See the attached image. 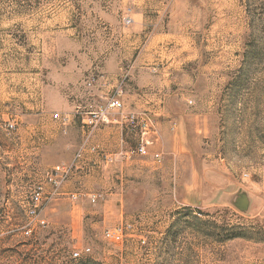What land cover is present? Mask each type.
I'll return each mask as SVG.
<instances>
[{
  "label": "rangeland",
  "instance_id": "obj_1",
  "mask_svg": "<svg viewBox=\"0 0 264 264\" xmlns=\"http://www.w3.org/2000/svg\"><path fill=\"white\" fill-rule=\"evenodd\" d=\"M109 56L150 103L129 116L148 155L57 187L80 146L35 154L30 107ZM165 123L178 167L155 158ZM0 264H264V0H0Z\"/></svg>",
  "mask_w": 264,
  "mask_h": 264
},
{
  "label": "crops",
  "instance_id": "obj_2",
  "mask_svg": "<svg viewBox=\"0 0 264 264\" xmlns=\"http://www.w3.org/2000/svg\"><path fill=\"white\" fill-rule=\"evenodd\" d=\"M120 62V60H111L109 56L104 61L102 71H98L100 75L94 71H87V73L77 74L75 80H70L68 71H65L61 66L60 70L52 74L53 82L42 91L44 103L41 106L30 107L34 117L42 125L41 131L39 129L37 131L41 137L29 139L30 143H36L35 154L40 153L44 156L47 150L56 149L59 151L61 148L66 152V148L72 141L78 146L88 144L89 149L86 150L84 158L79 162L78 168L73 174L80 185L88 186L89 181L96 180L98 175L102 174L110 164H113V167L118 164L122 167L132 164L129 159L133 156V145H139L140 139L141 142L149 141L142 123L133 127L128 118L133 102H136L137 105H140V109L145 111L150 109V103L142 95L134 94L132 91L124 89L125 87L118 90V87L126 86L123 76L125 70L121 68ZM91 77H95L97 80L93 86L89 87L87 83ZM112 96H117L124 104V108L121 111L110 110V122L102 124L94 131L93 135L89 136L83 117L89 112L105 107ZM40 110H42L41 114ZM58 113L61 117H67L68 121L56 119L55 115ZM55 125L65 127L63 129L69 136L68 139H66V135L65 138H61L62 136L55 131ZM138 127L141 133L143 131L142 138L139 130L135 129ZM160 129V135L157 133L154 141V143L156 142L155 153L162 155L160 163L163 158L171 157L173 166L178 167L183 164L185 159L193 158L194 153L189 149H184L183 141L168 134L167 123L163 124ZM73 137L76 138L73 139ZM134 138L136 141L133 144ZM91 148H96L97 152H92ZM136 162L138 161L136 160Z\"/></svg>",
  "mask_w": 264,
  "mask_h": 264
},
{
  "label": "built area",
  "instance_id": "obj_3",
  "mask_svg": "<svg viewBox=\"0 0 264 264\" xmlns=\"http://www.w3.org/2000/svg\"><path fill=\"white\" fill-rule=\"evenodd\" d=\"M130 20H126V24H130ZM95 77H91L87 83L89 87L93 86L96 82ZM124 108V104L118 99L117 96H112L107 105L105 107L100 108L99 110L89 112L83 117V122L85 127L87 128L88 135L91 136L93 135L94 131L99 128L102 124H108L110 122V115L109 111L110 110H118L121 111ZM81 114V113H80ZM56 119H61L64 122L68 121L67 117H61L60 114L55 115ZM128 121L130 124L134 125L136 123V118L131 116L128 118ZM10 129L14 128L13 124L9 125ZM144 128H147V122L144 123ZM148 142H142L135 150L133 153L140 154L142 156L148 155ZM89 149L88 144H82L75 156V159L67 164V165H59L54 169L55 175H50L49 180L50 182L54 183L55 186L60 187L64 182L68 181L70 177L72 176V173L78 168L79 162L84 158L86 150ZM92 152H97L96 148H91ZM156 160H161L162 157L160 154L155 155ZM72 198H77L76 194L71 195ZM98 199L97 196H93V202H96ZM41 200L40 194H38L35 197V202L36 204L39 203ZM35 213V211L33 212ZM110 238L119 240L120 236L116 234H110L108 233L107 235ZM74 257L78 258L80 257L79 253H74Z\"/></svg>",
  "mask_w": 264,
  "mask_h": 264
}]
</instances>
